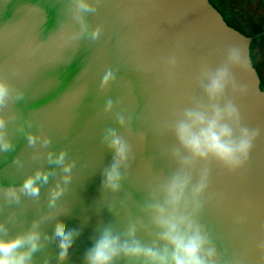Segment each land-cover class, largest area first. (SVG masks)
Segmentation results:
<instances>
[{
    "label": "water",
    "instance_id": "95a60500",
    "mask_svg": "<svg viewBox=\"0 0 264 264\" xmlns=\"http://www.w3.org/2000/svg\"><path fill=\"white\" fill-rule=\"evenodd\" d=\"M87 2L94 12H80L75 0H0V78L12 89L0 116L14 146L0 151V223L8 236L39 222L44 246L32 264H61L53 235L57 220L79 232L63 264H83L98 228L109 223L123 233L133 220L137 238L153 243L154 230L141 209L150 187L177 167L170 156L176 140L167 125L194 97L206 102L200 87L205 73L227 68L237 88L230 83L226 98L239 108L242 123L260 135L243 168L229 172L208 162L209 187L199 220L215 246L216 264H264V90L250 61L251 39L230 28L208 0ZM97 27L100 37L92 40ZM231 48L239 50L246 67L229 63ZM170 58L176 59L174 68ZM108 70L116 79L101 90ZM17 92L24 98L15 99ZM109 99L113 106L105 112ZM108 128L132 150L116 194L101 188L103 170L113 158L101 143ZM28 133L40 138L35 145L28 144ZM45 136L51 139L47 147L41 144ZM61 149L68 150L66 162L76 161L66 186L61 166L47 158L49 151ZM38 169L55 173L39 198L20 194L19 203L9 202L5 190L19 191L23 179ZM57 182L65 192L52 208L49 192Z\"/></svg>",
    "mask_w": 264,
    "mask_h": 264
},
{
    "label": "clouds",
    "instance_id": "9594fccd",
    "mask_svg": "<svg viewBox=\"0 0 264 264\" xmlns=\"http://www.w3.org/2000/svg\"><path fill=\"white\" fill-rule=\"evenodd\" d=\"M80 12H94L87 0H75ZM82 22V17L77 16ZM100 37V28L91 32V39ZM228 61L242 64L238 49H229ZM170 68L176 65V59L168 61ZM116 79L108 70L102 77L100 89L103 90ZM206 82H201L203 97H194L191 106L176 114L167 125L174 135L176 146L170 150L171 158L176 162L175 171L150 187L148 199L142 205V212L148 217V225L154 230L156 240L151 244L142 243L137 238V222L130 220L126 231L119 233L109 223L98 228V235L84 255L83 264H216V249L206 227L199 216L205 205V193L209 187L210 169L208 162H215L229 172L243 168L250 159V154L259 129H250L242 123L239 108L231 99L226 98L229 84L235 91L237 85L227 68L215 73H205ZM240 92H245L240 87ZM11 86L0 78V109L12 99ZM24 98L23 92H17L15 99ZM113 101H106L105 112L112 109ZM118 123L123 126L125 117L118 116ZM131 119V118H129ZM5 120L0 116V151L13 150L12 142L4 132ZM40 138L27 134V142L35 145ZM51 139L47 136L41 141L47 147ZM101 143L113 153L112 163L103 170L101 188L107 193H119L132 158L131 146L117 134L115 129L105 130ZM48 162L61 166L65 175L62 177L66 186L72 179L71 173L76 161L69 162L68 150L61 149L58 154L49 151ZM19 163V161H16ZM198 165H203L197 169ZM55 175L53 171L38 169L26 176L19 186H9L5 196L9 202H20V194L38 199L42 185ZM57 182L49 192V207L65 192V187ZM39 222L34 221L28 230L8 236V229L0 223V264H32L33 256L44 246L41 243ZM54 237L58 240V260L63 264L68 259L69 250L79 236L77 230H68L66 222L57 220L54 225ZM45 239H49L45 236ZM264 252V243L260 245ZM264 259V257H262ZM47 264V262H45Z\"/></svg>",
    "mask_w": 264,
    "mask_h": 264
},
{
    "label": "flooded vegetation",
    "instance_id": "af4514ba",
    "mask_svg": "<svg viewBox=\"0 0 264 264\" xmlns=\"http://www.w3.org/2000/svg\"><path fill=\"white\" fill-rule=\"evenodd\" d=\"M224 22L250 38L249 57L264 90V0H208Z\"/></svg>",
    "mask_w": 264,
    "mask_h": 264
}]
</instances>
